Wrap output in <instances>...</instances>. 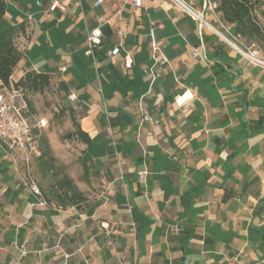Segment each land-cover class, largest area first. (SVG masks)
Segmentation results:
<instances>
[{
  "label": "crops",
  "instance_id": "0c3cea01",
  "mask_svg": "<svg viewBox=\"0 0 264 264\" xmlns=\"http://www.w3.org/2000/svg\"><path fill=\"white\" fill-rule=\"evenodd\" d=\"M95 1L52 12L51 0H6L5 23H28L12 77L49 72L67 85L92 140L81 162L100 188L80 190L75 206L48 204L50 174L37 168L40 206L11 165L0 174V264H14L16 243L29 250L23 264H264V69L201 27L194 14L221 29L207 0ZM215 50L230 58L220 75Z\"/></svg>",
  "mask_w": 264,
  "mask_h": 264
},
{
  "label": "trees",
  "instance_id": "16d2710c",
  "mask_svg": "<svg viewBox=\"0 0 264 264\" xmlns=\"http://www.w3.org/2000/svg\"><path fill=\"white\" fill-rule=\"evenodd\" d=\"M209 1L215 5L214 13L218 19V23L221 25V33L225 35L230 34L243 46L252 47L254 51L260 52L264 55V25L259 21L257 16V11L262 5L263 0ZM6 12L7 2L6 0H0V79L5 84H8L10 77L13 75L14 69L22 59V52L19 49V41L22 37L26 36L28 23L22 22L13 26L7 25L5 23ZM215 39L217 40L218 37L204 36L205 43H208V41L213 42ZM222 55L223 58L219 59ZM209 59L215 62L213 69L215 70L216 75L224 73V68L220 69L221 63L230 60L225 52L223 53L216 50L213 55L209 54ZM54 83H57L58 89L62 92L63 97L67 98V85L64 82L58 81L53 73L29 70L21 79L15 82V88L23 93L28 106L24 115L32 125L37 121H41V119L34 120L32 102L26 95L43 94ZM65 110L69 111V116L75 125V131L67 133L64 137L68 140L77 139L88 146L91 145L92 140L81 128L77 110L71 104L68 107L63 108L61 114H63ZM262 120H264V118H261V121ZM44 128L34 130V133L39 135L42 151L41 156L35 159V162L37 163L39 172L42 174L43 180H46V176L50 174L47 188L51 198H46L47 203L50 204L54 201L59 207L65 208L67 206H75L84 202L86 198L83 193L74 181L63 172V167L57 164V160L55 159L49 145L48 137L46 134L42 133V129ZM0 160V174L2 176H7L12 163L1 151ZM82 165L84 166L85 177L88 181L89 175H92V172L86 163H82ZM38 185L41 191L46 194L44 187L39 183ZM20 188L24 187L20 185Z\"/></svg>",
  "mask_w": 264,
  "mask_h": 264
},
{
  "label": "built area",
  "instance_id": "2783aa9c",
  "mask_svg": "<svg viewBox=\"0 0 264 264\" xmlns=\"http://www.w3.org/2000/svg\"><path fill=\"white\" fill-rule=\"evenodd\" d=\"M47 11H66V5L61 0H51ZM104 0H96L95 6L102 5ZM177 4L188 9V7L181 0H173ZM80 2H76L75 6H79ZM133 5L140 8L143 5L142 0H133ZM214 13L215 5L209 0L206 2V7ZM215 14V13H214ZM195 18L200 21L202 26H209L216 32L228 45H230L236 52L243 55L247 60L264 69V56L258 55L252 47H245L239 41L230 34L225 35L210 25L203 19L201 15L194 14ZM101 25L104 23L103 19H100ZM121 34V33H120ZM103 32L101 27L94 29L87 38L88 50L86 55L93 56L94 50L97 47V42L102 38ZM126 35L121 34V42L112 51V55L119 54L121 47L123 46ZM157 51V48H154ZM195 57L201 56L200 53L195 52ZM167 63L165 58L157 60L158 65H164ZM133 59L129 54L124 57V65L127 69H132ZM145 74L151 76L152 81H155L159 74L154 71V68L145 70ZM15 80L11 76L9 83L5 84L0 79V151L3 152L11 163L16 167L17 172L21 169L23 175H20V184L27 190L37 201L38 205L46 206L47 203L43 197L42 191L38 185L37 180L30 171L33 161L39 158L42 154L39 135L34 133L35 129H41L46 126V121H37L35 124H31L25 117L24 113L27 111L28 106L24 95L21 91L15 88ZM74 101L76 97L71 95L69 98ZM146 120H149L148 116H145ZM148 172L146 170L139 172V177L142 181L146 179ZM36 204H31L35 206ZM16 249L19 252L14 264H23L24 259L29 255V250L23 244L16 243Z\"/></svg>",
  "mask_w": 264,
  "mask_h": 264
},
{
  "label": "rangeland",
  "instance_id": "374dc122",
  "mask_svg": "<svg viewBox=\"0 0 264 264\" xmlns=\"http://www.w3.org/2000/svg\"><path fill=\"white\" fill-rule=\"evenodd\" d=\"M257 16L259 21L264 25V0L257 11ZM255 52L260 56H264L260 52ZM26 96L32 102L34 120L41 119L47 123V126L42 129V133L48 137L49 145L57 160V164L63 167V172L85 194L91 195L93 192H96L100 188L96 178L89 175V181H87L85 177L84 166L81 162L83 154L81 142L77 139L68 140L64 137L67 133L75 131V125L69 116L68 110H65L61 114L62 109L68 107L70 102L67 98L63 97L62 92L58 89L57 83L52 84L43 94H27ZM30 171L40 184L41 178L37 172V163L35 160L31 165ZM10 172L17 177L18 181L20 175H23L22 170L20 169L17 172L13 164ZM44 184H48V182L46 181Z\"/></svg>",
  "mask_w": 264,
  "mask_h": 264
}]
</instances>
